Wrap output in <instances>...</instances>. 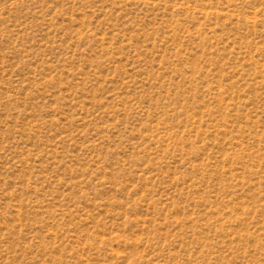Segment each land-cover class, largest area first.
<instances>
[{"label": "rangeland", "instance_id": "rangeland-1", "mask_svg": "<svg viewBox=\"0 0 264 264\" xmlns=\"http://www.w3.org/2000/svg\"><path fill=\"white\" fill-rule=\"evenodd\" d=\"M0 264H264V0H0Z\"/></svg>", "mask_w": 264, "mask_h": 264}]
</instances>
